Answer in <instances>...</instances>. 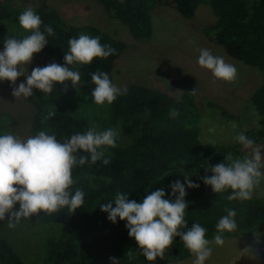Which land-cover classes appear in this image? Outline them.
Segmentation results:
<instances>
[{
  "label": "trees",
  "instance_id": "obj_1",
  "mask_svg": "<svg viewBox=\"0 0 264 264\" xmlns=\"http://www.w3.org/2000/svg\"><path fill=\"white\" fill-rule=\"evenodd\" d=\"M93 1L103 7L111 21L126 26L137 41L151 37L149 13L154 7L170 6L190 20L198 5L206 3L215 16V23L206 31L209 39L222 46L231 58L256 69L260 75L258 87L247 100L258 118L257 127L244 133L255 144L264 142V0ZM29 6L40 15L41 30L43 25L53 28V35H46L48 44L39 52L43 55L44 66L53 62L62 64L68 39L86 33L99 36L100 43L110 45L115 54L106 59L93 58L89 64L78 67L83 81L77 83L79 95L91 98L94 85L90 82V72H106L112 81L113 65L124 50V44L97 28L64 24L57 11L46 2L39 5L29 0L0 3V42L10 36L22 38L28 34L19 27L16 18ZM65 85H55L50 94L33 90V95L28 97L35 108L31 124L33 135L45 130L63 140L88 129L86 118L67 113L66 101L73 100ZM127 89L126 95L117 96L111 104L96 106L93 124L99 125V130L117 129L119 139L117 147L108 148L105 152L110 161L108 165L97 161L73 168V190L79 187L85 193L82 207L71 214L65 208L51 214L38 212L25 218L40 225L55 224L59 227L56 237L47 240L41 264H109V257L117 258L119 264H171L189 259L193 254L183 246L179 237H174L173 244L165 250L164 259L145 260L135 241L128 236L125 222L117 219L115 224L111 223L106 218L107 213L99 207L118 191L127 192L129 199L140 202L150 191L163 187L167 198L169 183L177 179L183 183L182 173L190 174L189 179L199 185L186 189V228L192 222L199 223L206 229L205 237L210 240L216 233L218 219L226 215V209H235L237 228L224 233V239L264 231V195H256L257 186L250 200L229 201L226 197L231 190L213 193L210 186L202 182L205 175H211L207 169L222 162L227 154L231 153L234 158L242 157L240 145L201 143L198 138V107L189 94H180L181 102L175 103L178 94L167 95L139 85H130ZM79 103L77 101L76 105ZM53 106L55 115L44 119ZM170 107L178 110L179 114L174 119L169 118ZM12 127L10 115L0 114V133H9ZM0 264H25L2 238Z\"/></svg>",
  "mask_w": 264,
  "mask_h": 264
},
{
  "label": "clouds",
  "instance_id": "obj_2",
  "mask_svg": "<svg viewBox=\"0 0 264 264\" xmlns=\"http://www.w3.org/2000/svg\"><path fill=\"white\" fill-rule=\"evenodd\" d=\"M16 19L19 27L28 34L22 38L3 39L0 49V82L7 80L11 85L17 77L24 76V81L12 88L14 97L28 98L33 95V89L50 94L56 84L64 85V82H70L74 88L77 83H83L77 70L80 65L89 64L93 58L106 59L115 54L110 45L100 43L99 36L81 33L68 39L62 64L53 62L33 67L28 73L24 66L31 62L33 54L48 44L46 35H53V28L43 25L41 30L40 15L32 6L21 11ZM198 52L197 65L208 70L214 79L235 81L237 69L234 64L227 63L223 56L214 55L208 48L198 49ZM89 76L94 85L92 102L97 105L111 104L117 96L128 92L127 86L118 87L106 72L97 70ZM180 94L175 96V103L181 102ZM55 113L53 106L44 119ZM178 114L176 108L170 107V119ZM118 139L117 129L99 130L95 124L63 140L45 130L24 139L10 132L0 133V221H5L7 214L6 221L11 228L21 218H29L38 212L51 214L66 208L71 214L82 207L85 193L79 187L73 190V168L97 161L108 165L110 161L105 152L117 147ZM234 139L250 150V154L235 158L231 153L227 154L222 162L207 169L211 175H205L202 182L210 186L213 193L231 190L226 197L229 201H247L252 198L256 186L264 181V149L254 146L255 141L244 132L237 133ZM182 175L183 183L179 179L169 183L167 198L163 187L150 191L140 202L129 199L127 192L118 191L107 203L99 205L111 223L115 224L117 219L125 222L128 236L149 262L164 259L165 250L173 244L174 237H179L194 256L192 264H205L212 254L210 245H223L224 233L237 228L235 209H226V215L218 219L211 241L205 237L206 229L201 224L192 222L186 228V189L199 185L189 179L190 174ZM15 205L18 207L14 208ZM109 264H119V260L109 257Z\"/></svg>",
  "mask_w": 264,
  "mask_h": 264
},
{
  "label": "rangeland",
  "instance_id": "obj_3",
  "mask_svg": "<svg viewBox=\"0 0 264 264\" xmlns=\"http://www.w3.org/2000/svg\"><path fill=\"white\" fill-rule=\"evenodd\" d=\"M8 0H0V3ZM36 5L48 3L68 26L94 27L124 44V50L116 59L112 69V82L118 87L139 85L158 90L167 95L189 94L194 98L199 112V141L203 144L233 145L239 132L257 127V116L247 102L261 81L258 71L231 58L223 47L209 39L207 29L215 23V16L206 3H201L190 20L183 18L170 6L154 7L149 15L151 37L137 41L128 28L111 21L103 7L93 0H29ZM3 43L0 42V49ZM208 48L214 55L223 56L227 63L234 64L237 77L233 82H224L212 77L208 70L196 63L198 49ZM43 67L41 53L33 54L26 71ZM24 76L10 85L0 82V114L10 115L12 133L24 139L31 133L35 108L28 98L14 97L12 88L23 82ZM67 90L72 101L67 100L65 109L73 117L82 116L90 127L97 104L92 98L81 97L77 85ZM62 84H56L59 86ZM36 90V89H33ZM77 101L80 103L76 105ZM98 129L99 125H95ZM259 145L264 149V142ZM242 157L250 150L240 145ZM264 195V181L257 185V194ZM18 207V205H15ZM5 219L7 220V214ZM0 221V238L4 239L25 264H41L45 258L49 238L56 237L59 227L55 224L40 225L21 218L14 227L8 221ZM261 234L244 235L235 239H224L221 246L212 243V254L205 264H264V237ZM212 239H210L211 241ZM194 256L171 264H192Z\"/></svg>",
  "mask_w": 264,
  "mask_h": 264
},
{
  "label": "crops",
  "instance_id": "obj_4",
  "mask_svg": "<svg viewBox=\"0 0 264 264\" xmlns=\"http://www.w3.org/2000/svg\"><path fill=\"white\" fill-rule=\"evenodd\" d=\"M159 7H162V6H159ZM172 9H173V8H172ZM259 234H261V235L264 237V231L260 232ZM261 235H260V236H261ZM262 236H261V237H262Z\"/></svg>",
  "mask_w": 264,
  "mask_h": 264
}]
</instances>
